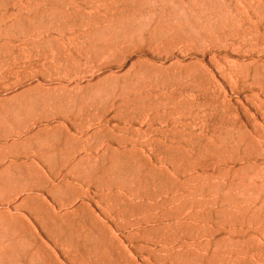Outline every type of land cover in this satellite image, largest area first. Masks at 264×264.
Masks as SVG:
<instances>
[{"label": "rangeland", "instance_id": "obj_1", "mask_svg": "<svg viewBox=\"0 0 264 264\" xmlns=\"http://www.w3.org/2000/svg\"><path fill=\"white\" fill-rule=\"evenodd\" d=\"M53 1L0 0V264H157L140 226L179 209L126 224L128 186L264 175V0H75L74 16ZM151 136L221 155L159 159ZM217 225L185 234L246 237Z\"/></svg>", "mask_w": 264, "mask_h": 264}, {"label": "bare ground", "instance_id": "obj_2", "mask_svg": "<svg viewBox=\"0 0 264 264\" xmlns=\"http://www.w3.org/2000/svg\"><path fill=\"white\" fill-rule=\"evenodd\" d=\"M60 2V4H56V2L57 6L55 8L52 6L53 8L51 7V9L66 16L76 15L80 5L75 7L77 5L75 0H60ZM166 137L163 139L164 137L151 136L146 139L147 144L154 151V156L159 159L188 160L190 166H194L197 161L199 163L202 159L218 154L214 151L207 154L201 146L197 148L195 141L192 139L179 138L177 141H171V139ZM207 150H209V147H207ZM220 155H214V157H220ZM249 166H244L242 169L244 173L242 171L229 170V175L226 174L225 177L218 175L222 173L220 170H217V172H220L218 174L215 171V173L212 172L213 174L208 172L209 174L207 173L203 176L200 175L202 173L199 174L197 172L187 175L182 172L183 176H185L177 187L166 188L151 195L143 194L135 185H130L126 188L125 194L127 193L137 201L129 204L124 203L119 205V208L117 205L114 207L117 206L115 209L118 212H116L122 216L123 220L126 214L131 218V221L130 219L127 222L125 220L126 224L130 225L144 221L145 223L158 221L159 219L157 220V218L150 219L151 216L146 214L153 208L158 209L172 205L179 209L178 225H176L177 223L173 225L163 222L158 225L147 224L148 226H140L143 229H141V232H144V234L151 231L153 234L155 233L150 238V241H154V244L161 246V253L157 256V264H264V185L260 183L262 185L260 186L259 183L254 182L255 179L253 180V178L264 177V175H260L259 171H257V173L259 172L258 174L256 172L255 174L253 172L255 167H250V169L248 168ZM245 168H248L246 171H249V169L250 171L253 170L249 173L244 171ZM229 172L235 173L230 174ZM263 180L264 178H262ZM106 192L103 194L108 196L110 193ZM112 193L114 194V192ZM103 194H100L102 198ZM145 199L149 201H145ZM116 212L114 213L116 214ZM118 214L116 215L118 216ZM143 214L146 215L142 217ZM122 218L118 219L122 221ZM117 220L116 222L118 223L119 220ZM221 224L229 225L228 228L232 231L231 234L234 232L236 234L238 230L239 234L240 230L243 229L245 232H253V235L243 232L246 237L244 239L241 238L242 240L236 239L235 242L232 241L233 239L225 241L222 237L225 242L223 245L222 240H220L221 246L217 243L218 240L205 236L204 238L203 234L199 238L185 234L188 230L197 232L211 230L209 233H212L215 230V227L213 230L211 229L213 225L219 226ZM140 227L138 228L140 229ZM228 228H225L226 231H229ZM139 229L138 231H140ZM208 237H211V234ZM147 241L149 242V240ZM227 241L231 242L225 245L228 243ZM211 247L213 248V254H209Z\"/></svg>", "mask_w": 264, "mask_h": 264}]
</instances>
